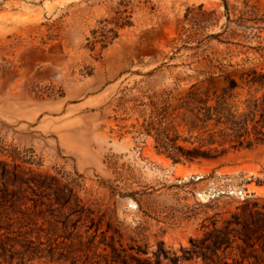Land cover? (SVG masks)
I'll list each match as a JSON object with an SVG mask.
<instances>
[{"label":"rangeland","instance_id":"374dc122","mask_svg":"<svg viewBox=\"0 0 264 264\" xmlns=\"http://www.w3.org/2000/svg\"><path fill=\"white\" fill-rule=\"evenodd\" d=\"M200 3L222 8L221 0H0V145L32 150L43 170L82 175L79 194L103 217V229L111 221L127 244L145 227L150 251L163 241L179 252L201 234L206 217H226L247 194L264 203V186L243 182L264 180V144L215 161L173 164L138 133L137 104L191 85H176L175 77L191 72L193 51L182 48L181 33L187 8ZM118 17L131 25L115 27ZM105 24L118 37L92 50V31ZM249 58L245 69L264 70V57ZM106 184L138 194L113 195ZM200 203L217 208L181 218L186 205Z\"/></svg>","mask_w":264,"mask_h":264},{"label":"trees","instance_id":"16d2710c","mask_svg":"<svg viewBox=\"0 0 264 264\" xmlns=\"http://www.w3.org/2000/svg\"><path fill=\"white\" fill-rule=\"evenodd\" d=\"M221 3V9L200 3L185 12L182 48L193 51L191 72L178 74L175 84L186 81L189 89L154 93L135 106L142 118L138 133L151 137L156 153L173 164L215 161L264 144V70L244 67L251 53L264 57V0ZM114 24L123 28L131 22L118 17ZM92 34V50L97 43L104 49L118 37L107 24ZM0 153V264H264V203L254 193L226 217L219 211L206 217L201 234L179 252L163 241L150 251L145 227H137L140 240L130 237L127 244L124 232L111 221L103 229V217L96 218L79 194V173L43 170L32 150L0 145ZM253 180L264 186L254 176L243 182ZM194 183L191 179L173 187ZM106 186L113 195L138 194ZM184 208L182 219H198L217 206Z\"/></svg>","mask_w":264,"mask_h":264}]
</instances>
